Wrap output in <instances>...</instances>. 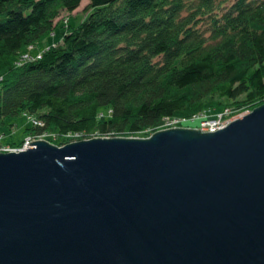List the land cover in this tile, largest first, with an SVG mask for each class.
<instances>
[{
	"label": "water",
	"instance_id": "1",
	"mask_svg": "<svg viewBox=\"0 0 264 264\" xmlns=\"http://www.w3.org/2000/svg\"><path fill=\"white\" fill-rule=\"evenodd\" d=\"M0 151V264H264V101L216 130Z\"/></svg>",
	"mask_w": 264,
	"mask_h": 264
},
{
	"label": "trees",
	"instance_id": "2",
	"mask_svg": "<svg viewBox=\"0 0 264 264\" xmlns=\"http://www.w3.org/2000/svg\"><path fill=\"white\" fill-rule=\"evenodd\" d=\"M81 2L0 0V122L25 111L63 144L264 101V0H88L57 20Z\"/></svg>",
	"mask_w": 264,
	"mask_h": 264
},
{
	"label": "rangeland",
	"instance_id": "3",
	"mask_svg": "<svg viewBox=\"0 0 264 264\" xmlns=\"http://www.w3.org/2000/svg\"><path fill=\"white\" fill-rule=\"evenodd\" d=\"M87 2H88V0H82L80 6L77 7V9H75L73 12L62 11L60 16L57 18V20L60 19L61 22H64L67 24L69 17L71 18V21L72 20L74 21L76 18L78 20L83 19L85 17V13H86L84 6L86 5ZM67 27L68 26L65 25L64 28H67ZM59 28H60V26H57L56 27L57 31L54 33H50L47 36H45L42 40H40L37 43L38 45L34 44L31 46H28L22 52L27 53L28 52L27 50L29 49L31 54L37 56L38 53H40L42 50H44L49 44H54L58 41ZM215 98L216 99L218 98L217 95H215ZM228 109H230V108H228ZM252 109H253V107H244L243 110L240 111L239 113H237L236 111L229 112V113L223 112L222 116L220 118V121L223 123L230 118L235 119L237 117H240L244 113L249 112ZM234 112H236V113H234ZM201 116L206 117L209 120L202 121V118H196L195 120L185 121V120H178L176 118H170L169 121H167V120L162 121V123L160 124V126L158 128H165V127H170V126H189V127H197V128H200L201 130H211L210 129L211 127L207 128V125L205 126L204 124L205 123L208 124V122L213 117H216V112L215 113L210 112L207 114H203ZM233 119H231L230 121H232ZM28 126H31V122L29 121L25 111H23L22 113H20L19 115L15 116V117L6 116L4 119V122H0V132L5 134L3 136V139L1 138V144L0 145H2V146L9 145L10 147H15L16 149H14V150H20L22 148L28 147L29 141L34 140L36 138H46L49 141H52L49 138L51 136H45V137H41V135L33 136L32 134H30V131L27 129ZM202 127H204V128H202ZM152 132H153V129L149 128V129H144V130L139 131V132H135L134 134H130V135L131 136H138V137H147V136H150L152 134ZM29 134H30V137H27ZM72 136H75V138H73L71 140H75V139H79V138L83 137L81 135L80 136L79 135H72ZM11 140H15V141L21 140V145H13L12 143H11L12 145L7 144V143H10L9 141H11ZM71 140H68V141H71ZM53 141L56 142V144H58V145L61 144L60 141H58L57 139H53ZM68 141H66V142H68ZM0 151H9V150L8 149H1Z\"/></svg>",
	"mask_w": 264,
	"mask_h": 264
},
{
	"label": "built area",
	"instance_id": "4",
	"mask_svg": "<svg viewBox=\"0 0 264 264\" xmlns=\"http://www.w3.org/2000/svg\"><path fill=\"white\" fill-rule=\"evenodd\" d=\"M32 55H31V53H29V52H27V53H24V55H23V57H25V58H29V57H31ZM223 112H225V113H229L230 112V110L228 109V108H226L224 111H221V112H218V113H216V117H213L209 122H208V124L207 123H205L204 125L206 126L207 125V128H209V127H211L210 129L211 130H216V129H218V128H220V127H223V126H225L231 119H233V118H230V119H228V120H226L225 122H221L220 121V118H221V116H222V113ZM204 114H207V113H204ZM201 115H203V114H198V115H193V116H191V118H187V117H174V118H176V119H178V120H185V121H187L188 119H189V121L190 120H195L196 118H202V121H206V120H209L208 118H206V117H203V116H201ZM27 116L29 117V119H31L32 120V122L33 123H37V124H39V121H36V119L31 115V114H27ZM218 116V117H217ZM170 119H167V121H169ZM203 124V123H202ZM202 126V125H201ZM214 126V127H213ZM202 128H204V127H202ZM27 137H30V135L29 136H27ZM41 137H43V135H41ZM1 138L3 139V135L0 133V144H1ZM29 140V139H28ZM27 140V141H28ZM5 143V142H4ZM27 143V142H26ZM7 144H10V143H7ZM29 145H30V143H28ZM1 149H8V150H14V149H16L15 147H10L9 145H7V146H2V145H0V150Z\"/></svg>",
	"mask_w": 264,
	"mask_h": 264
}]
</instances>
